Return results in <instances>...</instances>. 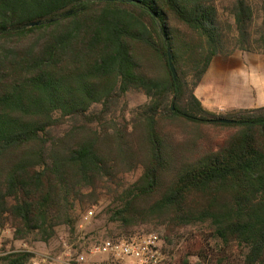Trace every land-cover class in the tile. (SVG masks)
Masks as SVG:
<instances>
[{
    "label": "trees",
    "instance_id": "obj_1",
    "mask_svg": "<svg viewBox=\"0 0 264 264\" xmlns=\"http://www.w3.org/2000/svg\"><path fill=\"white\" fill-rule=\"evenodd\" d=\"M261 7L252 33L248 0H0V230L8 226L17 241L36 235L45 243L59 227L73 231L85 192L139 164L140 178L118 186L111 239L149 233L135 229L158 221L165 252L182 230L206 223L224 247L246 250L241 264H264V107L216 116L194 96L214 57L264 52V0ZM133 92L147 103L130 133L88 126L55 133L70 120L115 116ZM219 118L235 123H215ZM172 120L239 130L199 153L192 144L172 146L160 126ZM132 135L137 151L127 141ZM197 255L196 264L207 263L206 254ZM32 257L8 253L0 264Z\"/></svg>",
    "mask_w": 264,
    "mask_h": 264
},
{
    "label": "rangeland",
    "instance_id": "obj_2",
    "mask_svg": "<svg viewBox=\"0 0 264 264\" xmlns=\"http://www.w3.org/2000/svg\"><path fill=\"white\" fill-rule=\"evenodd\" d=\"M248 1L254 10L251 32L256 33L259 31L263 17L261 0ZM219 12L221 21L225 26H228L227 31L232 32V35L235 34L233 19L229 12L220 6ZM233 44L234 41L230 38L228 47L231 50H233L231 48ZM260 46V44H254L253 49L256 50ZM235 51L239 50L233 52ZM146 103L147 99L143 94L128 93L116 108L115 116L107 117L105 121L103 120L104 122L92 124H86L80 119L70 120L55 133L62 135L63 132L71 129L86 128L87 126L97 132H107V135L114 134L115 127L125 129L127 133H130L137 123V114H139L140 108ZM160 126L162 131L169 136V141L174 148L180 147L184 150L192 144L193 149L199 153L223 145L239 130L236 127L193 124L183 120L164 121ZM127 141L132 142V146L136 148V151L138 150L137 140L133 135L128 136ZM119 171L117 170L116 179L111 181L105 179L97 190L85 192L84 198L80 202L81 207L76 211V223L73 231L66 226L59 227L56 229L55 236L47 243L40 241L36 235H30L23 241H17L14 239L13 230L7 226L0 230V256L14 252H29L32 256L58 254L67 249L89 256L97 243L111 239L117 232L116 226L110 224L108 219L112 208L117 204L116 192L119 193L122 190L118 186L126 188L134 184L141 176L142 167L137 164L129 170ZM88 211H92V217H87ZM135 230L156 232L161 237L165 234V227L158 221L142 224ZM180 234L183 238L179 242L169 244L165 248L166 253L171 257V264H196L200 262L198 253L206 254L207 263L205 264H241L246 253L242 247H224L212 237V231L206 223L189 226Z\"/></svg>",
    "mask_w": 264,
    "mask_h": 264
},
{
    "label": "crops",
    "instance_id": "obj_3",
    "mask_svg": "<svg viewBox=\"0 0 264 264\" xmlns=\"http://www.w3.org/2000/svg\"><path fill=\"white\" fill-rule=\"evenodd\" d=\"M194 96L216 116L264 107V53L235 51L214 57Z\"/></svg>",
    "mask_w": 264,
    "mask_h": 264
},
{
    "label": "built area",
    "instance_id": "obj_4",
    "mask_svg": "<svg viewBox=\"0 0 264 264\" xmlns=\"http://www.w3.org/2000/svg\"><path fill=\"white\" fill-rule=\"evenodd\" d=\"M92 217V211L87 212ZM161 236L149 232L128 239H106L97 243L87 256L64 250L58 254L35 255L27 264H171Z\"/></svg>",
    "mask_w": 264,
    "mask_h": 264
},
{
    "label": "water",
    "instance_id": "obj_5",
    "mask_svg": "<svg viewBox=\"0 0 264 264\" xmlns=\"http://www.w3.org/2000/svg\"><path fill=\"white\" fill-rule=\"evenodd\" d=\"M52 21H54V20L45 21V22H40V21L39 22H33V23L28 24L27 27H35V26H39V25H43V24H48ZM167 56H168V58H167L168 68L170 70V73H171L173 80L176 81L177 80V72L175 70V67H174L173 62H172V57H171L169 52H168ZM214 122L218 123V124H225V125H231V124L235 123V121L224 119V118L216 119V120H214Z\"/></svg>",
    "mask_w": 264,
    "mask_h": 264
}]
</instances>
